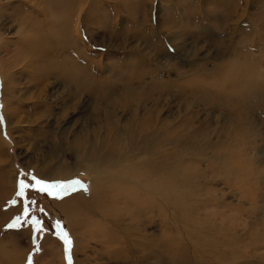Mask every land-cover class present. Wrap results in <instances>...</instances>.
<instances>
[{
  "label": "rangeland",
  "instance_id": "374dc122",
  "mask_svg": "<svg viewBox=\"0 0 264 264\" xmlns=\"http://www.w3.org/2000/svg\"><path fill=\"white\" fill-rule=\"evenodd\" d=\"M75 1L30 0L25 8L3 5L0 1V29H5L0 41V76H4L3 81L0 77V259L20 264H29L30 260L31 264H68V256L71 264H264V0H86L81 6L80 0ZM72 4L75 9L80 6V34L74 32V18L72 23L67 19L68 6ZM233 22H237L238 29L234 41L228 44V34L235 31L229 25ZM34 35L39 37L38 43L45 42V38L50 40L48 52L32 46ZM75 48L80 64L81 54L90 61L93 88L100 92L81 94V88L69 83L71 74L67 70L72 64L67 59L80 65ZM246 64H250L248 68ZM229 67L233 68L230 74ZM221 68H224L221 74L216 72ZM204 71L206 75L202 74ZM234 75L242 80H234ZM169 80L184 89L169 93L171 89L165 86ZM159 85L165 88H157ZM134 90L144 91L157 100V107L146 105L152 113L141 112L142 117L138 118L134 113L137 101L126 105V112L123 106L113 107L107 102L116 95L118 100L124 92L135 93ZM197 90L209 94L202 98L194 93ZM77 92L80 95H75ZM230 95L247 98L235 101L228 99ZM240 101L246 105L236 103ZM246 106L248 113H242ZM155 117L161 122L156 123ZM143 120L152 141L141 139L137 133ZM111 122L115 125H110ZM203 125L211 129L219 127L207 138L208 142L219 144L223 140L227 149L234 148V152L224 157V166L233 167V174L220 175L214 150L209 148L204 149L200 160L184 161L179 169L196 178L211 180L212 185L206 184V188L222 198L219 206H210L199 216L189 213V205L185 204L178 219L184 222L183 226H177L178 221L170 227L158 222L146 224L144 218L148 215L140 214L144 222L141 229L151 233L153 240L135 248L137 252L128 260L123 257L124 253L129 254L124 249L126 245L113 244L108 249L104 246L109 231L103 226V218L82 209L83 215L75 223L78 225L72 229L60 226L72 241L70 251L65 252L63 241L56 235L57 223L44 217L48 203L75 199L81 193L89 198L94 177L109 188L111 180L97 172L104 169L102 163L106 159L114 157L117 161H128L127 165L134 163L142 156L139 154L144 144L153 140L156 154L159 149L162 152L176 146L177 149L185 136L176 134L183 131L194 134ZM158 129L170 132L171 144L161 142ZM114 143H117L115 150ZM149 172L155 177L154 172ZM33 177L49 184H61L62 179H66L63 184L78 183L74 190L69 187L67 194L59 197L31 187L25 189L24 195H18L19 181L31 185L35 183ZM121 195L115 189L109 196L116 199ZM123 195L136 197L126 201V214L133 216L136 212L129 209L138 200L139 189L128 188ZM184 199L188 198L182 196L178 202L183 203ZM108 201L106 210L116 214L113 200ZM95 210L104 214L102 209ZM220 215L222 219L218 218ZM18 217L20 226L10 229L8 225L16 223ZM33 217L41 222L43 232L33 231L30 223ZM202 220L212 225L211 237L209 231L189 233L186 228L190 225L204 230ZM150 243L153 247L148 246ZM179 247L186 248L189 261L195 255L197 260L174 261L179 256ZM149 250L155 256H145ZM10 252L15 257L7 259Z\"/></svg>",
  "mask_w": 264,
  "mask_h": 264
},
{
  "label": "bare ground",
  "instance_id": "6f19581e",
  "mask_svg": "<svg viewBox=\"0 0 264 264\" xmlns=\"http://www.w3.org/2000/svg\"><path fill=\"white\" fill-rule=\"evenodd\" d=\"M0 1L3 2V5H7V6H10L11 4H17L19 6V8H25V6L27 4H30L31 3V2H29L30 0H28V1L27 0H0ZM37 1H39V0H37ZM49 1H52V0H49ZM53 1H56V0H53ZM71 1H75V0H71ZM85 1L86 0H80V6ZM1 2H0V4H1ZM33 5L30 6V8L33 9L34 8ZM74 6L75 5H73V4L71 6H68L69 12H68V15H67V19H71V23H72L73 18H74L75 25H76L75 26V29H74V32H75V34H80L78 32V25H79L78 11L80 9V6H78L76 9L74 8ZM65 9H66V7H65ZM150 12H151V10H150ZM21 14L24 15L25 12L24 13H21ZM89 14H90V12H89ZM62 16L63 17L65 16L64 12H62ZM24 17H27V16H24ZM198 23H201V20ZM55 25H56V23H55ZM229 25H233V28H234L235 31L231 30V32L228 34L229 36H227L228 38L226 40H227L228 44H232V42L234 41V35H235L236 30L238 29V27H237V22H233V24L231 23ZM43 26H44V24H43ZM65 26H66V24L63 26V28ZM229 28H232V26L229 27ZM4 30H3V28L0 29L1 33H3V35L0 33V41H1L2 36L3 37L5 36ZM72 34H73V30H72ZM33 37L35 38V40L33 39L34 40V44L32 46H36L38 49H39V46H40V50L45 49V51L48 52L47 50H49L48 45H49L50 40L48 38H45V40H46L45 42H42V41L38 40V41H40L38 43L37 42V39L39 37L38 36H35V35ZM52 47L55 49L54 46H52ZM222 47H220V48H222ZM164 50L165 51H168L167 48L164 49ZM74 52L76 53L75 57L78 58L79 56H77V55H78L79 52L76 51V48H75ZM73 60L74 59H67V61L68 62L70 61V63L72 64V65L70 64L71 65L70 66V69L67 70L71 74V81L72 82H69V83H71V84L73 83V86L81 88V89H79V92L81 94H84V93L89 94V92L91 90H92V92L93 91H96L93 88V78L91 76L92 66H91V63H89L90 61H88L85 58L84 54H81V60H82V63L81 64H80V59L79 58L77 59V61L79 62L80 65L76 64L74 62L75 60L74 61ZM249 65L250 64H246L245 66L248 68ZM47 69H48L47 71H49L50 64L47 65ZM223 69L224 68L218 69L216 72H218L219 74H221L223 72ZM232 69H233L232 67H229V69H228V73L229 74L232 71ZM259 71H260V69H259ZM205 73H206L205 71H204V73L202 72V74H205ZM47 74H48V72H47ZM243 74H245V73L243 72ZM196 75L199 76L198 74H196ZM0 77L2 78V81H3V78H4L3 74H1ZM10 78L13 81L14 78H12V77H10ZM240 78H238L237 75H234V78L233 79L239 82V81L242 80ZM8 80H9V78H8ZM10 81H9V83L11 84L12 81L11 82ZM198 85H199V83H198ZM2 86H3V92L5 94V91H6V83L2 84ZM69 86H72V85L69 84ZM165 86H169V88L171 89V90L169 89L170 90L169 93L170 92H173L172 90L178 91V90L182 89V87H183V85L181 86L180 84H177L176 82H173L172 80L166 81L165 82ZM159 87H160V85L157 88H159ZM161 87H164V86H161ZM153 90H155V89H153ZM124 91H126V89ZM135 91L136 90H134V92ZM163 91H165V90H163ZM79 92H77L78 94L75 93V95H80ZM96 92H100V90L98 89ZM129 92H130V89H129ZM129 92L121 93V95L119 96L120 98L118 100H117V95L114 96V97H112L110 100L107 101L108 104L111 105V106H113V107L118 106V107H121L122 108V106H123L124 107V111H125V109L128 110V107L125 108L126 105H128V104L131 105V102L132 101H137V104L135 105V107H136L135 111L136 112H134V113L136 114V116L138 118H141L142 117L141 112H143L145 114H146L147 111H150V110H151V113L153 112L152 109H149V107L148 108L146 107V105L148 103L150 104V107L151 106L157 107L159 105V104L156 103L157 100L155 101V99H151L153 97L151 95H149L148 93H145L144 91H138L137 93L136 92L135 93H129ZM158 92L160 93V91H158ZM162 93L163 92L161 91V94ZM194 93L197 94V95H199L202 98H204V96H207L209 94L208 91H205L204 93H202L199 90H197ZM12 94H13V92H12ZM152 94H154V91H153ZM172 94H174V93H172ZM72 95H74V94H72ZM156 96H158L157 95V92H156ZM227 97H228V99L232 98L235 101H238L239 99H245V98H247V96L242 97L241 95L239 96V98L238 97H235V96H231V95L230 96H227ZM76 98H79V97H76ZM159 98H160V96H159ZM149 100H150V102H148ZM236 103L243 104V107L246 105V103L245 102H242V101L236 102ZM229 104H231V103H229ZM229 106H231V105H229ZM229 106H226V107H229ZM239 106H241V105H239ZM232 107H235V106H232ZM238 107H237V109H238ZM216 108H218V107H216ZM247 108H248V106L245 107V109L242 111V113L243 112L248 113V111H246ZM219 110H221V109H219ZM224 110H227V109H224ZM238 110L241 112L240 109H238ZM121 113H123V112H121ZM230 114H233V110L232 109L230 110ZM237 114L238 113H236V115ZM246 115H248V114H246ZM118 116H121V114L118 115ZM237 116H239V115H237ZM240 116L243 117V115H240ZM230 119H232V118H230ZM155 121H156V123H158L160 121V119L157 117L155 119ZM227 121L229 122V120H227ZM109 124L112 125L113 122H111ZM113 125H115V124H113ZM207 127H208L209 130L207 129ZM207 127H206V125L200 126V128L198 130H196V132L194 134H188V133H186L184 131L181 134L180 133L176 134L178 136H180V135L185 136V139H184L185 141L180 142L178 148L176 149V147H177L176 146V147L172 148L171 151H169L168 148L165 149L164 152L160 151V149H159L158 150V153L159 154H156L153 151V150L157 149V146L155 145V143H153L154 140L152 142L153 144L152 143H150V144H148V143L147 144H144V147L142 149V152H141V154H139V155H142V156L139 159H137L136 161H134V163H130L128 165H127V162L128 161H125V160L124 161H117V160H115L114 157L109 158V159H106V162H103L102 163V164H105V165H102L104 169L97 170V168L96 167L95 168H96L98 174H100L102 176H104L106 174L107 175L106 178H109L111 180L112 184L110 185L109 188H108V185L104 184L103 181H101L100 179H98L99 177L98 178L94 177L93 178V181H92L93 185L91 187V195L89 196V198H85V197H87V195L81 193V195H79V197L78 198H75V199H73V197H70V198L65 199V200L48 203L46 205V207L44 208L45 209L44 210V217H45V219L47 221L51 219L54 223L60 224L61 227H64L66 229H72L74 226L78 225V224H75V223H77L76 220H78L80 217H82V215H83L82 209H84V211L86 213H92V215H96L99 218H103L102 219L103 220V226L109 231V235L107 234L108 237L106 238V241H104V242L102 241L103 244H104V246L106 247V249H108L113 244H117L118 245V243H119V245H122V246L123 245H126L124 249H128L129 250V254L131 253V256L129 254L128 255H125V253H124L123 257H124L125 260H128L130 257H133L134 256V253L137 252V250L135 248L139 247L140 245H143V242H145V241L148 242V240H153V238L151 236V233H146V230L145 229L144 230L141 229V227H143V225H144V222L141 220L140 214H142V215L143 214L144 215L147 214L148 215L147 218H144L145 221H146V224L148 223L150 225H155V224L160 223L161 226H163V227H170L172 225L175 226V223L180 218V215L185 211V204H188L189 205V210H188L189 213H194V214H197L199 216H202L201 215L202 213H206V211H208V209H211V208H209L210 206H213V205L219 206L218 204H219V198L220 197L218 195L213 194L212 191H211L212 193L209 192V190L206 188L207 185H209V184L212 183L211 180L209 181L208 179H203L201 177L200 178H196V177H194L192 175H189L187 171L186 172H184V171L183 172L182 171L180 172V169H179L180 166L183 164L184 161L191 162L194 159H199L200 160V158L202 157V155H203V153L205 151L204 149H208L209 148L211 150H214L213 151V156L216 158V160H214V161H216V163L218 164V170H219L220 175L221 176H227V175L233 174V172H234V168L233 167L226 169V165L224 166V163H226L224 161V157L227 154H230V151L231 152H234V148L232 150L227 149L228 148V145L223 140L221 142H219V144H214V142L213 143L208 142L207 141V138L210 135L214 134L219 129V127L216 126L213 129H211L209 126H207ZM146 131H147L146 123L143 120L142 121V125L139 127V131L137 133L139 134V136H140L141 139L152 141L151 138H150V135L151 134L148 135ZM150 131L151 130L149 128V133H150ZM223 131L226 132L225 126H224ZM157 133L161 134V138L162 139H160V140H161L162 143H166V144H171L172 143V136H171L170 132L167 134L165 131H163L161 129H158L157 130ZM109 136H110V134H109ZM120 136H122V135H120ZM139 136H138V138H139ZM198 138H199V140H198ZM155 139H156V137H155ZM160 140L158 141V143L160 142ZM113 141H116V140H113ZM173 142H175V141H173ZM104 143H106V142H104ZM201 143H202V145H207L206 148H204L202 145H200ZM116 145H117V143H114V145H113V149L114 150L117 147ZM141 146H142V144H141ZM200 146H202V147L199 148ZM223 147L226 148V149L223 150L222 149ZM183 157L185 159H183ZM221 163H222V165H220ZM147 169L149 171H151V172H154V176L155 177H153V174L151 175V173ZM187 170H189V169H187ZM224 170H225V172H224ZM225 173H227V174H225ZM124 174H126V175H124ZM48 178H49V176H48ZM61 181H62L61 183H63V182L66 181V179H62ZM128 188H138L139 189V192H140V196L137 198L138 200L136 201V203L134 205L131 206V209H129L132 212H136L133 216H131L130 214H129L130 216L126 214L127 213L126 211L128 210L127 209L128 208V205H126V201L128 199H132V200H135L136 199V197L135 198H132V197H127V196H124L123 195L124 191L125 190H128ZM115 189H119L122 192V195L119 196L116 199L109 196L110 193H112L113 191H115ZM134 196H136V195H133V197ZM182 196H186L188 199H184V202L183 203H180V202H178V198H180ZM109 199H112L113 200V206L115 207L116 214H114V212H110L109 210H106L107 207H108V205H110V203L108 201ZM220 199H222V198H220ZM141 203H143L145 205H148L150 207L149 208L144 207L145 205H142ZM220 203H223V202L221 201ZM95 208L96 209H102V210H104V214L99 215L98 212L95 210ZM76 211H79L80 213H78ZM125 214L128 216V219H127L126 216H124ZM209 214H205V216L206 215H209ZM84 215H85V213H84ZM206 217H205V219H207ZM212 217H213V215H212ZM221 217L222 216L220 215L218 218L219 219H222ZM178 222H180V223L176 224L177 226H183L182 225L184 223L183 221H178ZM202 222H204V220H202ZM220 222H222V221L220 220ZM213 224H215V223H213ZM203 225L205 226L204 227L205 228L204 230H202L201 228L195 229L194 228L195 226L194 227L193 226L191 227L190 225H187L188 227H186V228L189 229V233L191 231H197V232H201V233H204L206 231H209L210 232V233H208L209 235L211 233H213L212 229H210V228H213L212 225L210 224V222H207L206 221V222L203 223ZM103 230H104V228L102 229V232H103ZM168 230H169V232L173 231L172 229H168ZM76 231H78V230H76ZM165 232L166 231H162L163 235L166 234ZM51 234H55V233H52V231H51ZM195 234H197V233H194V235ZM212 236L214 237L213 234H212ZM96 237H95V239H96ZM210 237H211V235H210ZM53 240H55V239H53ZM9 241H11V240H9ZM99 241H101V240H99ZM151 243H150V245L148 244V246L151 247L152 246ZM194 246H196V245H194ZM185 249L186 248H184V247L183 248L182 247H179L177 249L178 250L177 253H178L179 256L177 258H175L174 261L191 262V261H194V259L197 260L196 259L197 256L195 255L193 258L191 257V260L189 261L188 260V256H187V254L185 252ZM118 250L121 252L122 251V247L120 249H118ZM113 251L115 252V250H113ZM155 252H157V249H155ZM155 252L152 251V250H149V251L146 252L145 256H147V257L149 255H152V256L154 255L155 256V254H156ZM117 254L118 253H116V255ZM12 255H13V258H14L15 255H14V253L12 254L11 252L6 256V258L8 259V257H10ZM108 255H110V254H108ZM114 255H115V253H114ZM150 258L155 259L157 257H150ZM0 264H20V263L18 261H13V260H11V262H6L5 260L0 259ZM192 264H194V263H192Z\"/></svg>",
  "mask_w": 264,
  "mask_h": 264
},
{
  "label": "snow or ice",
  "instance_id": "6c2138e0",
  "mask_svg": "<svg viewBox=\"0 0 264 264\" xmlns=\"http://www.w3.org/2000/svg\"><path fill=\"white\" fill-rule=\"evenodd\" d=\"M33 180H35V183L29 185L27 183H25L24 180L19 181V192L17 193L18 195H24L25 189L31 187L34 189H37L40 192H46L48 193V195L53 196V197H59L61 194H67V190L69 187H72L74 190V185L76 183H78V181H73L71 182V184H49L46 183L42 180L36 179L35 177L32 178ZM41 211H43L41 209ZM24 216L27 217L28 216V209L25 208L24 210ZM30 223L32 224L33 227V231L34 232H43L44 229L41 226V222L36 219V218H32V220L30 221ZM20 226V218H17V222L14 224H9L8 227L10 229H15L18 228ZM55 227L57 229H59V231L56 233V235H58V237L63 241L64 245H65V252L68 253L70 251V247L72 244V241L70 240L68 234L60 227L59 224H56ZM68 259V264H71V258L70 256L66 257ZM29 264H31V260L29 261Z\"/></svg>",
  "mask_w": 264,
  "mask_h": 264
}]
</instances>
